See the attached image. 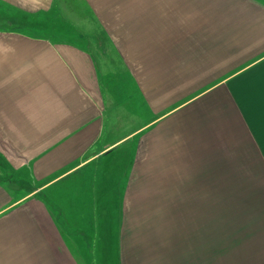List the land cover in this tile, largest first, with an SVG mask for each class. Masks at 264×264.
<instances>
[{"label":"crops","instance_id":"obj_1","mask_svg":"<svg viewBox=\"0 0 264 264\" xmlns=\"http://www.w3.org/2000/svg\"><path fill=\"white\" fill-rule=\"evenodd\" d=\"M0 3L90 22L107 52L0 28V264L204 246L264 190V0Z\"/></svg>","mask_w":264,"mask_h":264},{"label":"rangeland","instance_id":"obj_2","mask_svg":"<svg viewBox=\"0 0 264 264\" xmlns=\"http://www.w3.org/2000/svg\"><path fill=\"white\" fill-rule=\"evenodd\" d=\"M60 17L53 9L35 14H21L0 3V28L28 30L33 35L48 37L53 34L65 39L68 37L67 39L79 40L91 48L101 64L104 63L107 52L104 51L103 37L94 25L89 22L77 27L62 21ZM0 174L6 175L2 161ZM263 194V182L256 181L255 188L249 195L234 197L232 203L226 204L225 201L223 208L227 211L224 214L217 212L223 214L224 220H221L222 223L213 221V226L208 230L206 246H191L189 243L177 246L161 244L167 241L161 237L158 239L161 242L160 249L165 252L157 255L155 259L141 258L134 264H264ZM225 199L227 198H223V201ZM209 215L216 217L213 212H208ZM78 260L79 264H92L88 256L83 259L79 256Z\"/></svg>","mask_w":264,"mask_h":264},{"label":"bare ground","instance_id":"obj_3","mask_svg":"<svg viewBox=\"0 0 264 264\" xmlns=\"http://www.w3.org/2000/svg\"><path fill=\"white\" fill-rule=\"evenodd\" d=\"M85 8V7H84Z\"/></svg>","mask_w":264,"mask_h":264}]
</instances>
